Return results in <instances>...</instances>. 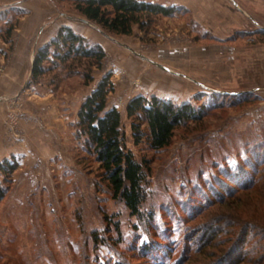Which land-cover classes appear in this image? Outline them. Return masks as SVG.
I'll return each mask as SVG.
<instances>
[{"label":"rangeland","instance_id":"374dc122","mask_svg":"<svg viewBox=\"0 0 264 264\" xmlns=\"http://www.w3.org/2000/svg\"><path fill=\"white\" fill-rule=\"evenodd\" d=\"M184 8L146 31L134 25L130 35H112L84 22L70 0H0V163H17L9 174L0 173L6 189L0 199V264L215 263L216 247L191 253L192 241L221 214L216 198L225 194L222 170L248 166L253 153H264V98L212 93L195 82L227 90L247 86L252 57L264 54V37L237 30L228 0H192ZM60 22L84 28L89 36L79 34L105 52L88 83L86 71L74 64L30 80L35 54ZM44 33L51 37L43 44ZM99 41L116 51L106 52ZM120 52L134 63L123 65ZM143 65L165 79L156 86L165 92L158 97L204 107L200 119L178 126L169 145L157 151L134 144L125 113L127 102L149 84ZM107 74V106L120 111L126 147L149 163L145 219L112 197L75 136L80 104ZM244 95L246 101L238 102Z\"/></svg>","mask_w":264,"mask_h":264},{"label":"trees","instance_id":"16d2710c","mask_svg":"<svg viewBox=\"0 0 264 264\" xmlns=\"http://www.w3.org/2000/svg\"><path fill=\"white\" fill-rule=\"evenodd\" d=\"M70 1L78 14L112 35H130L134 25L146 31L159 18L185 10L182 6L146 0ZM11 29H7L8 36ZM257 35L264 37V32ZM104 57L105 52L99 44L90 43L63 25L35 54L30 80L36 83L55 68H69L74 64L86 71L84 77L88 83L92 80L91 70L101 68ZM111 90L107 74L83 99L77 111L75 136L83 140L84 150L97 163L100 177L112 197L122 201L130 215L145 219L141 207L147 195L149 163L146 159L138 160L126 147L120 111L107 106ZM247 97L249 95L241 96L238 102L246 101ZM203 111L204 107L197 108L189 102L177 104L156 95H136L125 108L134 144L144 142L153 151L168 146L174 130L188 121L200 119ZM253 154L255 160L249 162L248 159V166L222 170L220 184L225 194L216 198L222 208L221 214L209 219L208 230L198 242L192 241L191 253L201 251L199 248L216 247L218 256L214 264H264V167L259 169L264 163V153ZM16 165V162L4 160L0 163V173L9 174ZM5 193L6 189L0 185V199ZM115 229L119 237L117 222ZM92 237L97 242L96 232Z\"/></svg>","mask_w":264,"mask_h":264},{"label":"crops","instance_id":"0c3cea01","mask_svg":"<svg viewBox=\"0 0 264 264\" xmlns=\"http://www.w3.org/2000/svg\"><path fill=\"white\" fill-rule=\"evenodd\" d=\"M146 1H152V2H158V3L162 2L165 5H178L179 4L178 6L183 5L182 7H187V8L191 7V3H192V0H146ZM238 1L249 12H252L254 14H260V12H264V3H263V5H257V4H254L253 2H250L249 0H238ZM247 2H249V3H247ZM230 6L237 13V17H238V18H236L237 19V25L240 26L237 30L241 31L243 28H245V27L247 28L249 26L248 20L238 10H236L231 4H230ZM61 25H68V26L72 27L75 31H77L78 33H82L83 35H86L87 37L89 36L88 31H86L84 28L78 26L77 24H73L72 22H64V23L60 22L58 25H55V31H52L53 33L51 32V36H53L54 33L57 32V29ZM50 37L48 35L45 36V33H44L43 44ZM98 43L103 45V48L105 49L106 52H107V49L113 50V51H116V49H117L116 47L112 46V44H109L108 46H106V44L104 45V43H101L100 41ZM126 48L128 50H130L131 52L134 51L133 49H131L129 47H126ZM120 54L122 55L121 59L123 60V65L129 66L127 63H129V64L134 63L133 61H131L130 56L124 54V52H120ZM141 74H142L144 80L149 81V84H144L145 89L143 88V92L142 93L140 92L137 94H143L144 95V94H146V92L149 94H153V95L155 94L157 96H163L165 94V92H163V91L161 92L159 89L156 88V86H158V85L159 86L163 85L161 80H165L159 72H155V70H152V68H148L147 66L143 65L142 70H141ZM167 77H169V76H167Z\"/></svg>","mask_w":264,"mask_h":264},{"label":"water","instance_id":"95a60500","mask_svg":"<svg viewBox=\"0 0 264 264\" xmlns=\"http://www.w3.org/2000/svg\"><path fill=\"white\" fill-rule=\"evenodd\" d=\"M228 2L236 9L238 10L249 22V26L247 28H243L242 31L247 33H258V32H264V12H260V14H254L252 12H249L245 7L241 5V3L238 0H228ZM84 22H88L87 19H83ZM254 62L253 66V77L246 81L247 86L242 87V89H233V90H227L223 88H214L210 86L203 85L199 82H195L197 85L202 87L204 90L212 92V93H219L222 95H241V94H247V93H253L256 96H260L264 98V54H260L257 57H252ZM257 65V66H255ZM166 69V68H164ZM168 71H171L169 69H166ZM173 73H176L177 75L184 76L181 73H177L174 71H171ZM250 74V72H248ZM189 81L190 78L184 76ZM251 80V81H250ZM260 80H263L261 82ZM192 81V80H191Z\"/></svg>","mask_w":264,"mask_h":264}]
</instances>
